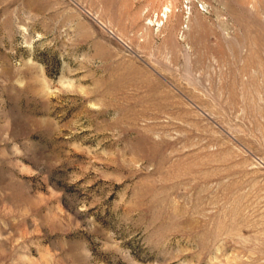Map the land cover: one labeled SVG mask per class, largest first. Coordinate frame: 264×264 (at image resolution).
Here are the masks:
<instances>
[{"label":"rangeland","instance_id":"obj_1","mask_svg":"<svg viewBox=\"0 0 264 264\" xmlns=\"http://www.w3.org/2000/svg\"><path fill=\"white\" fill-rule=\"evenodd\" d=\"M0 264H264V0H0Z\"/></svg>","mask_w":264,"mask_h":264}]
</instances>
